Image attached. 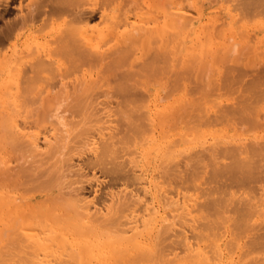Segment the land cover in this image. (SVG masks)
Masks as SVG:
<instances>
[{"label": "bare ground", "instance_id": "1", "mask_svg": "<svg viewBox=\"0 0 264 264\" xmlns=\"http://www.w3.org/2000/svg\"><path fill=\"white\" fill-rule=\"evenodd\" d=\"M21 2L0 264H264V0Z\"/></svg>", "mask_w": 264, "mask_h": 264}, {"label": "rangeland", "instance_id": "2", "mask_svg": "<svg viewBox=\"0 0 264 264\" xmlns=\"http://www.w3.org/2000/svg\"><path fill=\"white\" fill-rule=\"evenodd\" d=\"M22 1V2H21ZM28 1H30V0H0V30L2 29V27H3V22H4V20H10V19H12V18H15V16L18 14L17 12H18V7H19V3L21 2L23 5L24 4H26ZM95 12H97V11H95ZM95 12H93L92 13V15L94 16V17H97L98 15L97 14H95L94 15V13ZM17 13V14H16ZM98 13V12H97ZM12 16V17H11ZM38 19L39 20H42L40 17H38L37 18V20H35L36 22V25H38V26H40L43 22V20L42 21H38ZM48 29V28H47ZM46 29V30H47ZM24 32H25V30H24ZM23 35H25V36H23V38H22V35H20L19 36V38H21V40L20 39H18L17 40V45H19L18 46V49H21V48H25V43H23L24 42V40L26 39V32L25 33H23ZM20 43V44H19ZM153 93H154V91H153ZM102 98V97H101ZM100 107V106H99ZM126 160V158H120L119 160ZM128 167V168H127ZM127 167H126V169H130L129 167H131V165L129 164V166L127 165ZM133 169V168H132ZM90 173V172H89ZM85 182V181H84ZM87 182H89V183H87ZM86 183H87V185L86 184H84L83 186H84V190L85 191H87V192H89V190H91L89 193L91 194V196L92 195H94V191L98 188V187H96L95 186V182H94V180L93 181H91V180H88ZM92 182V183H91ZM89 185H91V186H89ZM88 186V187H87ZM96 189H95V188ZM101 187V186H100ZM93 189V190H92ZM99 189V188H98ZM103 191H105V189L103 190ZM102 190H101V192H100V190H98L97 191V193L98 192H100L101 194H103V195H101V197H105V195H104V193H106V192H103ZM93 193V194H92ZM97 193L95 194V195H97ZM99 194V193H98ZM100 197V196H99Z\"/></svg>", "mask_w": 264, "mask_h": 264}]
</instances>
